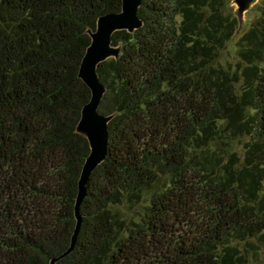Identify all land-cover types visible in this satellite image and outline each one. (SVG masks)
Returning a JSON list of instances; mask_svg holds the SVG:
<instances>
[{"label": "trees", "instance_id": "16d2710c", "mask_svg": "<svg viewBox=\"0 0 264 264\" xmlns=\"http://www.w3.org/2000/svg\"><path fill=\"white\" fill-rule=\"evenodd\" d=\"M121 7L0 0V264H264V9L231 61V0H140L111 34L106 150L59 257L90 154L79 70Z\"/></svg>", "mask_w": 264, "mask_h": 264}, {"label": "water", "instance_id": "95a60500", "mask_svg": "<svg viewBox=\"0 0 264 264\" xmlns=\"http://www.w3.org/2000/svg\"><path fill=\"white\" fill-rule=\"evenodd\" d=\"M139 4L140 0H122L120 12L105 14L98 19L96 30L91 33V43L87 48L81 63L79 74L84 82L90 87L91 98L82 109L80 121L82 120L83 116L90 118L93 121V129L89 137L86 135L90 144V154L84 164L79 181V194L77 196L75 205L77 224L72 237L71 245L59 257L69 252L74 245L75 237L81 220L78 209L79 204L84 196V182L92 168L102 160L106 150L107 121L109 117L102 116L97 112V106L104 89L97 78L96 66L100 61L105 59L104 55L111 47V34L115 30L126 29L130 31L140 24V21L137 17V9ZM98 157L100 160L95 163V160ZM55 260L56 258L52 259L51 264H53Z\"/></svg>", "mask_w": 264, "mask_h": 264}, {"label": "rangeland", "instance_id": "374dc122", "mask_svg": "<svg viewBox=\"0 0 264 264\" xmlns=\"http://www.w3.org/2000/svg\"><path fill=\"white\" fill-rule=\"evenodd\" d=\"M231 7L238 19V28L231 40L227 43L224 57L232 61L234 60L236 40L244 31L248 29L252 22L258 18L262 9H264V0H231ZM116 52L117 48L111 46L105 53L104 58L115 56ZM92 129L93 121L90 118L83 116L78 125V130L89 137L91 135ZM99 160L100 158L98 157L95 160L96 162H94L97 163ZM254 261L251 262V264L255 263Z\"/></svg>", "mask_w": 264, "mask_h": 264}]
</instances>
